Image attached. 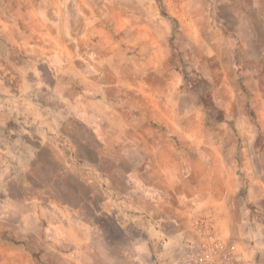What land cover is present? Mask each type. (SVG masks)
Wrapping results in <instances>:
<instances>
[{
    "label": "rangeland",
    "instance_id": "374dc122",
    "mask_svg": "<svg viewBox=\"0 0 264 264\" xmlns=\"http://www.w3.org/2000/svg\"><path fill=\"white\" fill-rule=\"evenodd\" d=\"M142 6L158 22L152 27L166 34L167 46L165 68L143 102L150 114L142 122L149 127L148 145L72 150L86 158L87 175L63 165L45 134L20 136L26 118L4 107L20 108L8 100L19 84L0 56V166L17 172L25 192L23 203L15 204L20 191L7 182L2 199L10 207L5 212L0 204V218L11 228L7 243L19 244L4 252L21 255L17 264H134L133 256L149 250L141 244L147 229L135 222L140 211L132 216L134 204L149 203L143 181L132 179L137 168L146 176L159 170L157 182L167 188L169 179L175 181L171 199L187 210L188 227L199 193L231 194L230 219L222 214L217 226L207 211L199 219L214 225L219 246L208 244L206 230L200 229L204 239L198 242L187 229L191 264L208 245L214 264L252 254L251 264H264V0H145ZM4 28L0 20V41L6 40ZM88 124L72 120L73 137L95 144L99 134ZM13 143L22 148H7ZM161 243L150 245L154 256L164 249Z\"/></svg>",
    "mask_w": 264,
    "mask_h": 264
},
{
    "label": "crops",
    "instance_id": "0c3cea01",
    "mask_svg": "<svg viewBox=\"0 0 264 264\" xmlns=\"http://www.w3.org/2000/svg\"><path fill=\"white\" fill-rule=\"evenodd\" d=\"M1 1L4 7H0V20L5 22L6 40L0 41L4 46L0 56L8 62L4 67L14 69L19 84L18 91L7 96L20 108L4 107L9 113L26 118L18 131L20 136L31 138L34 132L45 134L47 147L55 157L72 170L82 168L86 175V158L72 150L148 145L149 127L142 122L150 114L143 102L150 100L152 81L158 80L160 70L165 68L167 46L166 34L152 27L158 22L151 20L150 11L142 6L145 0ZM130 101L140 102L141 107ZM75 119L89 123L93 132L99 134L95 144L87 136L74 139L70 122ZM7 148L22 146L13 143ZM0 168L4 173L1 176L4 183L0 181V204L6 212L10 205L2 199V193L6 195L7 182H14V187L20 191L18 197L12 198L15 204L23 203L25 192L16 171L5 172L4 165ZM154 170L147 176L146 171L138 168L131 173L132 179L143 181L142 194L149 201L140 206L134 204L132 215L135 217L134 211H140L135 222L143 230L147 229L141 244L147 245L149 250L138 258L133 256L130 261L134 264H191L194 250L187 247V229H192L191 233L201 242L204 238L199 219L206 211L217 226L222 214L230 219L227 201L231 194L223 192L210 197L199 193L194 218H189L192 224L188 227L184 218L187 210L180 206L181 201L171 199L175 181L169 179L168 188L161 185L157 182L162 180L161 172ZM172 175L177 176L176 172ZM94 178H97L96 171ZM79 179L86 178L79 174ZM7 229L11 228L0 218V264H10L12 260L13 264L21 263V255L18 259L5 255L4 250L17 251L19 247L15 241L13 245L7 243ZM157 240L162 241L164 249L154 256L150 245ZM253 256L241 255L238 258L243 260L237 263L224 259L223 264H251Z\"/></svg>",
    "mask_w": 264,
    "mask_h": 264
},
{
    "label": "built area",
    "instance_id": "2783aa9c",
    "mask_svg": "<svg viewBox=\"0 0 264 264\" xmlns=\"http://www.w3.org/2000/svg\"><path fill=\"white\" fill-rule=\"evenodd\" d=\"M200 229L201 230H206L207 234H208V240L209 243L208 244H214L216 247L219 246L220 242L219 240L215 237V233H214V225L208 220H202L199 223ZM207 246V245H206ZM209 246V245H208ZM205 249V253L204 256L202 257V259H197L195 261V264H213V260H214V254L213 251H215L214 249H212V246L208 247ZM216 249V248H215Z\"/></svg>",
    "mask_w": 264,
    "mask_h": 264
}]
</instances>
